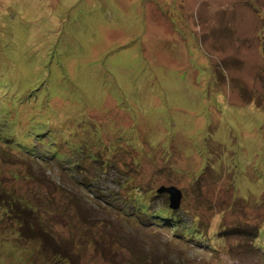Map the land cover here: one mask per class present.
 I'll return each instance as SVG.
<instances>
[{
  "label": "rangeland",
  "instance_id": "1",
  "mask_svg": "<svg viewBox=\"0 0 264 264\" xmlns=\"http://www.w3.org/2000/svg\"><path fill=\"white\" fill-rule=\"evenodd\" d=\"M0 198V264H264V0H0Z\"/></svg>",
  "mask_w": 264,
  "mask_h": 264
},
{
  "label": "trees",
  "instance_id": "2",
  "mask_svg": "<svg viewBox=\"0 0 264 264\" xmlns=\"http://www.w3.org/2000/svg\"><path fill=\"white\" fill-rule=\"evenodd\" d=\"M8 83H11V81H8ZM7 84V83H6ZM22 82H20V87L22 86ZM30 86V85H29ZM28 86V87H29ZM14 89H18L19 86L14 87ZM109 164V163H107ZM230 183V182H229ZM120 186V185H119ZM167 187V186H165ZM151 193V192H150ZM153 193H151V198H150V204L153 206L154 202H153ZM168 196V195H167ZM262 197V196H261ZM168 197H166L167 199ZM167 204L169 205V201L167 202V200L163 203L162 207L163 208H159V213H155L154 215L156 216V218L158 219V223L160 225H162L163 228H165L166 230H173L178 234V238H184V239H190L193 238L194 239H199V241L205 239L206 234L204 231H202L201 226L198 225L197 221H198V217L195 216L194 218H189V222H187V218L186 215L183 211L179 210H173L170 209L169 206L167 208ZM262 204V203H260ZM264 205V204H262ZM0 206H1V198H0ZM6 209V207H5ZM13 209H14V213H13ZM7 212L8 214H10V216L15 218V221L18 222V224L20 225V227L17 229L18 231V238H22V239H32L33 241H36L37 243H45L50 241L51 239L49 238V236H47L44 232L41 226H39L38 224L34 223L31 221V217L29 216V214H27L24 211H21L19 209H17L16 207H7ZM3 220V219H1ZM0 220V221H1ZM5 221L8 222V224L10 223L9 219H5ZM36 226L39 227V229L41 230V232L43 233L44 236L38 237L37 234V230H36ZM260 228V229H259ZM258 230H260V235L264 236V224H262L261 226H259ZM199 229L202 231V236L198 237L197 236V232L199 231ZM257 229H245L243 227V225H237L235 227H233L232 229V234L240 236L242 238H250V239H242L243 241H251V243L254 241L256 242V244H253V247H256L257 249H261V246L264 245L262 244V242L257 241L259 233H256ZM262 232V233H261ZM258 234V236H257ZM210 236V235H209ZM46 237V238H45ZM262 250V249H261ZM62 251L60 250V253ZM60 253H57L56 255H52V256H46V255H40L37 256V260L39 262H44V264H65V262H60L61 260H65L68 263V258L70 257V255L68 257L66 256H61ZM63 255H66L63 253ZM61 256V257H60ZM57 259H60V261H57ZM146 258H141L139 264H147L146 263ZM158 261H154L153 263L150 264H156Z\"/></svg>",
  "mask_w": 264,
  "mask_h": 264
},
{
  "label": "water",
  "instance_id": "3",
  "mask_svg": "<svg viewBox=\"0 0 264 264\" xmlns=\"http://www.w3.org/2000/svg\"><path fill=\"white\" fill-rule=\"evenodd\" d=\"M157 194L165 193L168 195L169 208L177 210L180 207V202L182 198L181 191L174 186H161L156 190Z\"/></svg>",
  "mask_w": 264,
  "mask_h": 264
}]
</instances>
